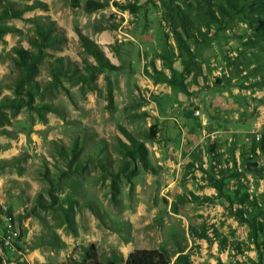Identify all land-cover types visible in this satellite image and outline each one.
Wrapping results in <instances>:
<instances>
[{
  "label": "rangeland",
  "instance_id": "1",
  "mask_svg": "<svg viewBox=\"0 0 264 264\" xmlns=\"http://www.w3.org/2000/svg\"><path fill=\"white\" fill-rule=\"evenodd\" d=\"M89 1L104 6L88 10ZM166 2L0 0V9L41 6L0 22L10 28L0 103L22 99L0 106L1 264H94L91 245L101 264H124L137 249L166 250L171 264L181 255L179 264H264V209L248 203L264 193V43L244 45L249 11L215 22L209 8L224 0H180L191 34L204 33L197 44L179 18L168 21ZM51 21L66 40L44 49L36 83L18 88L16 52L32 50L35 27ZM82 36L115 68L92 85L54 80L60 57L96 64ZM127 133L148 148L149 167L130 178L116 173ZM76 141L77 159L89 160L77 171Z\"/></svg>",
  "mask_w": 264,
  "mask_h": 264
},
{
  "label": "trees",
  "instance_id": "2",
  "mask_svg": "<svg viewBox=\"0 0 264 264\" xmlns=\"http://www.w3.org/2000/svg\"><path fill=\"white\" fill-rule=\"evenodd\" d=\"M74 4L78 0H71ZM180 0H168L164 3L165 14L170 21L173 23L176 18H179L182 22V30L187 38L195 40L197 44H201L204 41V33L201 32L200 37L190 32V19L188 14L182 8L179 3ZM210 5H213L211 0H208ZM44 5V4H41ZM104 4L89 1L87 3V9L102 8ZM41 7L37 4L26 5L23 9L17 10L12 7H5L0 9V22L7 18H20L23 13L35 8ZM249 11V19L252 20L254 24V32L251 38H249L244 45L247 47L255 48L264 43V0H224L217 6V10L209 8V15L215 22H222L223 20L231 17L235 13ZM10 32V28L5 25H0V38L2 35ZM173 35L178 44L190 51L189 47L186 45L185 38L178 30L173 28ZM66 40V37L60 30L55 27L54 22H49L43 25H37L35 27V36L30 38L29 44L33 48L32 50L25 49L23 47L19 48L16 52V66L21 70V79L19 80L17 86L18 88L23 85H32L36 83L34 81V76L37 73V65L42 58L43 50L54 48ZM81 44L84 49V53L91 56L96 61V64L89 61L87 57L82 59L81 63L74 62L70 59H65L60 57L55 62L52 63L50 67V74L54 80L60 79V77H66L71 81L82 83L85 85H92L96 79V75L103 72L105 69H114L115 66L110 63L109 59L106 57L104 51L99 47V45L86 38L81 37ZM27 93L31 96L33 90L30 88ZM109 100H113L112 92L108 93ZM22 99H7L0 103V106L9 107L15 109L21 105ZM40 112L45 110V105L36 106ZM154 135V132H151ZM128 143L119 140L116 145V149L120 154V162L117 165L116 173L120 176L130 178L136 176L139 173V166L146 169L149 167L148 163V148L143 141L136 139L132 134L127 133ZM1 145V144H0ZM78 141L74 143L72 148L73 158L69 163L70 169H75V171L82 169L85 164L89 161L88 159L80 160L77 156L80 153V147H78ZM74 171V170H73ZM250 207L256 209L261 206L264 209V193L258 197L248 200ZM84 254L87 257H92L94 264H101L97 261V254L94 245L90 247H84ZM181 255L173 264H179V260L184 258ZM186 258V257H185ZM91 259V258H90ZM124 264H171V256L166 250L159 249H137L130 252L127 258L121 259ZM117 260L114 258H109L105 264H116ZM1 264V263H0Z\"/></svg>",
  "mask_w": 264,
  "mask_h": 264
},
{
  "label": "built area",
  "instance_id": "3",
  "mask_svg": "<svg viewBox=\"0 0 264 264\" xmlns=\"http://www.w3.org/2000/svg\"><path fill=\"white\" fill-rule=\"evenodd\" d=\"M6 230H7V232H9V233H12V234H16V232L14 231V228H13V224H12V222H11V220L9 219L8 220V223H7V225H6ZM10 237V236H9ZM3 240V239H2ZM9 246H11L10 244H9V241L6 239V241H5Z\"/></svg>",
  "mask_w": 264,
  "mask_h": 264
},
{
  "label": "bare ground",
  "instance_id": "4",
  "mask_svg": "<svg viewBox=\"0 0 264 264\" xmlns=\"http://www.w3.org/2000/svg\"><path fill=\"white\" fill-rule=\"evenodd\" d=\"M14 235H16V234H14Z\"/></svg>",
  "mask_w": 264,
  "mask_h": 264
}]
</instances>
